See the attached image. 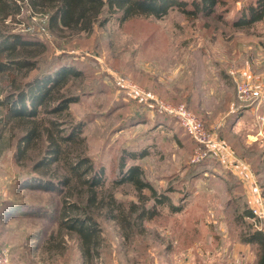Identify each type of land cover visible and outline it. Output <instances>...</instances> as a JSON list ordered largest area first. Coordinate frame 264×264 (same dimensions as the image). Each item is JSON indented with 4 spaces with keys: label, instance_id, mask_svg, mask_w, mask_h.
I'll return each mask as SVG.
<instances>
[{
    "label": "rangeland",
    "instance_id": "1",
    "mask_svg": "<svg viewBox=\"0 0 264 264\" xmlns=\"http://www.w3.org/2000/svg\"><path fill=\"white\" fill-rule=\"evenodd\" d=\"M254 1L215 4L221 18L168 6L158 17L120 20L119 11L104 8L89 31L51 29L46 7L14 2L19 8L0 18V28L40 43L22 48L36 66L13 70L6 80H25L57 63L79 70L61 86L78 99L57 117L83 121L78 150L103 168V183L93 189V200L78 182L59 191L20 187L21 177L42 172L35 167L46 143L36 137L21 144L25 127L5 122L0 106V249L10 264H259L261 244L250 236L264 233V224L255 228L246 216L252 211L242 195L246 172L233 175L224 160L236 152L224 125L251 106L237 98V80L249 81L264 98V15L250 25L232 23ZM229 68L237 72L233 77ZM169 104L188 107L223 145L199 144L165 109ZM121 154L127 165L140 166L154 195L119 181ZM161 194L179 208L158 202ZM10 204L20 211L5 213ZM143 209L145 217L138 218ZM61 216H90V241L61 226Z\"/></svg>",
    "mask_w": 264,
    "mask_h": 264
},
{
    "label": "trees",
    "instance_id": "2",
    "mask_svg": "<svg viewBox=\"0 0 264 264\" xmlns=\"http://www.w3.org/2000/svg\"><path fill=\"white\" fill-rule=\"evenodd\" d=\"M30 4L46 7L49 13V28L61 27L76 31H89L93 24L99 20L102 9L119 11V19L124 20L137 15H150L158 17L167 11L168 6H176L188 15H210L215 4L225 0H28ZM16 0H0V18L6 16L8 10H17ZM186 3L189 6H186ZM217 12H215L216 14ZM217 13L216 17L221 18ZM264 15V0H255L240 9L239 15L233 19L234 25H250ZM40 43L35 36L27 33L5 32L0 28V106L4 108L5 122L14 120L25 127V133L20 143L26 146L33 138L45 139V153L36 163L35 169L42 172L37 175H28L19 180L20 187H37L46 190H60L62 187L72 189V183L78 182L89 190L88 198H95L96 186L102 184L103 168H95L91 159L83 154L81 146L84 136L81 135L83 121H68L59 119L68 104L76 101L78 96L71 91L62 90L70 75L78 74L75 66L68 63L55 64L54 68L47 67L38 74L32 75L22 81L16 82L10 77L13 70L22 67L28 69L36 66V60L26 55L28 46ZM25 51V52H22ZM60 62V61H59ZM235 113L228 117V124L233 120ZM1 131V130H0ZM2 148L0 147V153ZM22 154V149L17 150ZM133 155L132 152L129 153ZM55 164L64 168V172L55 167L49 175L46 174L49 166ZM48 167V168H47ZM119 181L131 182L137 191L149 189L155 194L153 186L144 179L140 166L136 163L126 164L124 154H121L117 171ZM161 197V198H160ZM156 197L158 202H167L174 210L178 209L172 204L170 197L161 194ZM66 207L79 208L78 202L64 201ZM20 206L10 204L5 207V213H17ZM37 211V210H33ZM64 208L62 214H64ZM246 216H252L248 210ZM144 218V209L138 213V218ZM60 225L74 230L83 242L88 243L94 234V221L90 216H61ZM251 240H258L261 244L259 264H264V233L254 230ZM84 249V253H85Z\"/></svg>",
    "mask_w": 264,
    "mask_h": 264
},
{
    "label": "crops",
    "instance_id": "3",
    "mask_svg": "<svg viewBox=\"0 0 264 264\" xmlns=\"http://www.w3.org/2000/svg\"><path fill=\"white\" fill-rule=\"evenodd\" d=\"M244 107L245 112L239 111L229 126L224 125V130L229 133L228 142L236 151L233 156H226L224 160L229 161L227 167L233 175L240 177L242 169L246 172L242 195L251 209L260 208L264 213V123L259 124L256 115L253 116L254 108ZM261 108H264V103ZM220 126L223 125L219 124L218 127Z\"/></svg>",
    "mask_w": 264,
    "mask_h": 264
},
{
    "label": "built area",
    "instance_id": "4",
    "mask_svg": "<svg viewBox=\"0 0 264 264\" xmlns=\"http://www.w3.org/2000/svg\"><path fill=\"white\" fill-rule=\"evenodd\" d=\"M228 73L233 77L237 72L235 69L229 68ZM235 92L238 99H240L242 102L250 104L255 110H258L259 106L264 103L263 96L260 93L257 94V91L253 89L251 83L247 80H237ZM165 109L177 116L183 128H185V130L191 134L199 144L209 148H215L217 143L223 145V143L215 135L208 133L204 129L202 122L189 110L188 107H185L184 105L173 106L169 104L165 106ZM256 118L260 124L261 122L264 123V109L262 112H259L258 115H256ZM251 220L252 225L255 228L261 229V227L259 228L258 225L264 224L263 211L252 208ZM0 264H10L5 251L1 249Z\"/></svg>",
    "mask_w": 264,
    "mask_h": 264
}]
</instances>
